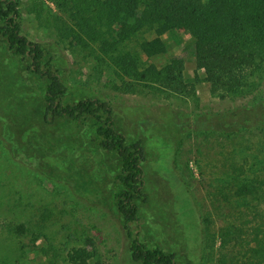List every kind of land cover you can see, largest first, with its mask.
<instances>
[{
	"label": "rangeland",
	"instance_id": "obj_1",
	"mask_svg": "<svg viewBox=\"0 0 264 264\" xmlns=\"http://www.w3.org/2000/svg\"><path fill=\"white\" fill-rule=\"evenodd\" d=\"M20 1L24 32L48 43L64 68L66 102L87 96L108 100L118 129L144 141L149 200L140 203V220L132 230L149 245L157 242L175 252L177 264H241L238 249L245 240L235 243L229 232H242L250 218L253 224L263 219L264 201L257 211L242 205L230 174L242 169L236 165L242 157L235 150L239 140L216 130L217 119H230L234 107L248 102L212 92L204 70L197 68L188 28L169 38L168 52L143 54L137 63L162 68L174 57L183 58L192 94L142 86L128 92L123 80L134 78L118 66L111 70L100 51L102 38L94 41L75 31L72 11H62L55 0ZM152 36L141 33L127 46L137 48L143 37ZM26 65L0 38V208L13 192L20 197L17 212L0 213V264H70L69 252L85 245L92 249L93 241L94 264H139L130 256L114 204L118 156L89 143L72 121L47 124L45 84ZM18 222L29 231L19 235L7 229ZM242 237H248L247 229Z\"/></svg>",
	"mask_w": 264,
	"mask_h": 264
},
{
	"label": "trees",
	"instance_id": "obj_2",
	"mask_svg": "<svg viewBox=\"0 0 264 264\" xmlns=\"http://www.w3.org/2000/svg\"><path fill=\"white\" fill-rule=\"evenodd\" d=\"M55 1L62 11H72L74 18H70L77 26L75 31L82 30L94 41L102 38L100 51L110 61L107 65L112 71L118 66L134 78L123 80L122 88L128 92L138 91L142 86L192 94L183 72V58L174 57L162 68L154 64L140 68L137 63L143 54L151 57L168 52L169 38L176 39L182 27L188 28L194 37L197 68L204 70L212 92L222 98L248 102L234 107L228 113L230 119L225 116L217 119L216 132L218 136L239 140L240 148L235 150L242 157L236 165L243 170L232 171L231 178L242 205L257 211V204L264 201V0ZM20 2L0 0V38L10 55L26 61V70L44 82L45 121L47 124L63 119L72 121L81 127L89 143L118 156L120 171L115 177L118 190L113 198L129 239L132 260L139 264H177L175 252L166 251L157 242L149 245L132 230V225L140 220V203L149 200L144 179L147 160L144 141L131 140L118 129L110 101L87 96L66 102L69 87L63 78L64 68L56 64L48 43L33 40L24 32ZM141 33L153 36L143 37L137 48L128 47ZM253 136L255 140L251 139ZM16 194L15 191L5 199L1 214L17 212L20 197ZM12 227L19 235L29 231L25 222L7 225L9 231ZM233 227L239 231L237 225ZM246 229L248 237L244 238ZM241 231L229 232L235 243L240 238L245 240L241 250L238 249L239 262L264 264V218L254 224L252 218L248 219ZM37 237L35 233L34 241ZM91 244L92 249L86 245L74 247L68 254L70 264H94L97 244L94 241Z\"/></svg>",
	"mask_w": 264,
	"mask_h": 264
}]
</instances>
